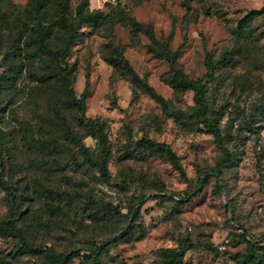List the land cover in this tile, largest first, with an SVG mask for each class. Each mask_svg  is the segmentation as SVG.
I'll list each match as a JSON object with an SVG mask.
<instances>
[{"label":"rangeland","instance_id":"1","mask_svg":"<svg viewBox=\"0 0 264 264\" xmlns=\"http://www.w3.org/2000/svg\"><path fill=\"white\" fill-rule=\"evenodd\" d=\"M263 1L47 0L35 13L30 0H0V218L7 190L19 193L24 244L77 250L66 264H91L82 254L104 240L97 264H248L246 243L264 264ZM36 19L50 53L34 43ZM177 45L172 65L153 51ZM207 71L206 115L231 154L218 182L221 151L192 91L167 82L172 72ZM84 88L79 111L69 90L79 97ZM141 137L168 144L183 175ZM87 158L103 160L106 177ZM18 247L0 234V264H43ZM160 249L175 253L170 263Z\"/></svg>","mask_w":264,"mask_h":264},{"label":"trees","instance_id":"2","mask_svg":"<svg viewBox=\"0 0 264 264\" xmlns=\"http://www.w3.org/2000/svg\"><path fill=\"white\" fill-rule=\"evenodd\" d=\"M47 0H30V9L37 13L41 8L44 7ZM260 9L264 10V1L260 7ZM61 23L65 24V19L60 18ZM131 23L135 26L140 28L141 26L135 21L131 20ZM31 35L34 37L35 45L42 51V52H49V48L46 46L44 42V37L46 35V27L42 24L40 19L34 20L29 26ZM73 36H69L67 39L66 45L70 44L72 41ZM179 45L173 51H167L165 49L155 50L153 49L156 56L159 58H163L169 64L172 65L177 53ZM62 57V56H61ZM226 55H221V59H225ZM121 65L128 74L130 80L136 83L142 90V92L146 93L150 98H152L163 111H166V101L165 99L158 93L156 90L149 85L144 78L140 77L132 67L126 62L125 59H122ZM211 76V72H205L202 77L199 78H190L186 77L180 73L172 72L167 82L173 88H182V89H189L192 91V98L194 102V110L196 115H198L199 122L202 123L204 129L209 132L212 136L214 144L218 147L221 151V154L217 157L214 167L212 168V173L215 176L216 182L219 181L220 175V167L222 164L227 163L231 159V154L229 150L223 143V136L221 134L220 128L218 127L216 116L207 117V110L208 104L207 99L205 96V84L204 80ZM86 94V89L84 88L80 93L79 97H75L72 93V90H69V98L71 102L75 105V107L79 111H83L84 104L83 98ZM104 138L100 137L98 139V144L101 147V150L105 149L104 146ZM138 143L142 146L149 147L160 154H163L171 163L172 167L177 170L181 175H183V170L178 162L177 156L174 151L169 147L168 144L164 142H158L153 139L141 137L138 139ZM87 160L95 165L97 169L100 171L103 177H106V167L104 165L103 160H93L91 158H87ZM0 168H3V160L0 159ZM0 170V171H1ZM0 185L6 187L3 180H0ZM158 193L161 195L164 194L162 190H157ZM8 196V212L5 216L0 218V234L11 236L13 239L19 242L18 250L21 252H37L41 258L43 264H66L73 256L78 255L77 250H71L67 252H49L44 247H33L30 245H25L23 241V236L21 229L15 225V219L19 214L18 210V201L20 199L19 193H14L12 190H7ZM174 200H178L177 196L172 195ZM143 198V196H142ZM109 240L100 241L99 244L93 243V246L90 247V251L87 254H82L83 258H87L91 264H97L98 261V254L100 253L101 249L108 243ZM261 247V246H257ZM159 251L165 253L168 256L169 263L173 259V255L175 254L171 250L160 249ZM244 256L246 260H248V264H262L261 256L255 252L254 248L251 244L246 243V251L244 252Z\"/></svg>","mask_w":264,"mask_h":264}]
</instances>
